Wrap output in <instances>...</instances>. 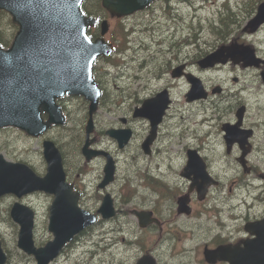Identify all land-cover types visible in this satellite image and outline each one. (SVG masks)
<instances>
[{
	"label": "rangeland",
	"instance_id": "rangeland-1",
	"mask_svg": "<svg viewBox=\"0 0 264 264\" xmlns=\"http://www.w3.org/2000/svg\"><path fill=\"white\" fill-rule=\"evenodd\" d=\"M257 1L254 0V7L258 3ZM225 2H232L230 7L236 11V20H240V22L247 20L253 14L254 9H249L250 7H248V10H246L244 4L239 0H202L201 2L195 0L191 3L178 2L176 5L171 6H168L165 0H161L155 4L154 8L129 16L124 23L118 20L110 21L108 38L110 40L117 39L116 43L121 48L118 49L115 43L116 51L111 55L112 61L97 62L95 66V70L102 71L103 77L107 80V98L105 102L100 103L99 109L95 113L97 132L101 128L103 131L106 126L114 124L117 116L124 114L132 106L135 97L142 99L150 96L155 90L169 82L170 76L167 67L169 66V62L172 64L177 60V51L174 48L175 44L168 46L167 37L170 32L175 30L176 26L179 28L184 20L187 22L194 20L195 23H198L199 27L203 28L201 38L196 39V44L198 45L196 53L201 55L211 50L219 39L218 34L215 35L213 30L211 31L208 22L217 19L219 12H222ZM230 20L235 19H225L221 25L224 23L229 25ZM16 29L17 27L11 22L10 16L6 12L1 13L0 31L4 46H7L11 42ZM139 29L143 30L139 31ZM197 30L199 31L200 29L197 27ZM219 33H221L220 28ZM263 38L261 37V39ZM137 46L142 48L140 55L135 51ZM167 47L173 48V51L169 52ZM121 49L123 50L119 54L120 51L118 50ZM185 60L189 61L190 59L186 57ZM105 63H108L109 66L107 67ZM137 63H140L141 67H137ZM197 70L206 86H210L213 81L214 84L216 81L230 83L229 72L227 70L216 71L212 69L204 71L199 68ZM135 73L138 75L135 76ZM143 73L144 81L141 77ZM159 75L163 77L160 79L158 78ZM245 81L250 82V98H260L261 95L257 93L256 88L258 81L257 73L251 72L247 74ZM177 82V86L172 90L173 102L169 116H167L160 126L159 135L154 144V152L150 156L144 155L140 148L141 139L148 128V124L144 119L133 120L130 123V127L135 130V136L125 149H117L113 139L107 137L103 132H99L101 143L108 150L114 151L118 157V179L112 186V191L115 197L122 191L135 193L137 194V198L145 199L147 207L148 204L156 201L159 196L157 195L158 192L152 190V186L147 182L145 177L147 175L159 177V172L163 170L164 172L169 171L173 179H175V181H168L170 191H167L166 194L186 191L188 183L178 173L185 159L182 150L185 146L198 147L204 151V154L209 159L214 157V161H216L215 165L220 170L228 168L230 171L229 176H234L231 180H228L226 177L222 180V189L218 200H216L218 201V206L223 209L221 211L222 219L228 220L225 202H229L230 199L234 198H252L259 195L264 189V182H254L252 181L253 177L244 176L233 161L227 163L219 162V160H224L222 152L225 145L216 125L215 114L213 131V97L211 96L204 101L187 103L183 95L184 91H187V83L183 82V80H178ZM244 87L249 86L244 85ZM234 92H238L237 87L234 89ZM215 98L216 96H214V100ZM224 102L225 99H222L221 104ZM59 103L62 105L66 116H68L65 126L49 129L40 137L28 136L14 127L0 128V153L9 160L22 161L29 164L37 174L43 175L45 172V162L42 157L41 142L44 138H48L58 140L69 153V158L72 157L74 160L82 162L79 145L83 138L82 127L85 121L87 103L83 98L78 96L65 97L64 99H60ZM213 138L214 156L213 152L210 151L213 146ZM257 144L264 145V142L257 141ZM259 171L264 172V167H260ZM163 177L168 179L170 175L167 177L163 174ZM152 179L155 183H158L160 186L162 185L160 180L156 178ZM118 182H120V186H118ZM244 182H247L248 190L242 189L241 186ZM174 184H177L178 187L176 188ZM90 189H93V186ZM51 199L50 195L43 192H34L21 198L8 194L0 199V238L3 248L8 254L6 264H35L34 257L25 253L16 245L18 225L9 216V209L12 203L14 201L25 203L36 212L34 241L35 245L39 246L52 237L47 229L48 206ZM213 201L214 194H211L202 203V207ZM89 203H92V201H89ZM208 218V215H204L201 220L211 223V219ZM116 220L124 222L123 226L125 228L123 232L115 233L112 240L122 241L123 237L126 242L137 239L154 241L156 238V235L153 238L151 237L149 229H141L135 217L131 214L103 222V229H107L110 226L114 227ZM126 220L128 221L127 224L125 223ZM216 220L217 215L214 212V230L216 229ZM172 225L170 224L169 227ZM101 228L102 224L93 228L88 240H97L96 235L99 234ZM102 245L103 242H100V246ZM127 245L119 244L122 251L129 250L135 252L138 250L136 248H128ZM83 250L85 251L84 254L90 257L88 249L85 247L77 249V254H80ZM157 250L161 257V264H167L170 261L167 259L169 253L168 247H157ZM181 250V248L178 249L179 252ZM68 251L66 249V252ZM179 252L171 258L172 262L197 256V249H194V247L186 248L184 253ZM101 258H103L101 255H95L91 260V264H101ZM121 261L122 264H132L133 257L129 254H123ZM51 264H71V260L67 258L66 254H63Z\"/></svg>",
	"mask_w": 264,
	"mask_h": 264
},
{
	"label": "water",
	"instance_id": "water-1",
	"mask_svg": "<svg viewBox=\"0 0 264 264\" xmlns=\"http://www.w3.org/2000/svg\"><path fill=\"white\" fill-rule=\"evenodd\" d=\"M82 1L77 0L73 12L64 11L61 15L57 6L43 5L39 3V0H31V2L29 0H0V9H5L11 15L12 22L18 25L10 48L0 49V127L14 126L26 132L27 135L37 137L51 125H62L64 116L55 100L63 91H69L73 94H82L90 100L86 134L88 135L92 130L91 115L97 107L99 89L92 80L91 65L99 54H107L111 45L107 44L102 37L108 30L106 20H102L100 23V37L91 41L87 36L86 29L95 23V19L83 13ZM151 1L153 0H101V4L111 15L120 17L144 8ZM76 13L79 14L80 20L79 35L73 31ZM58 19L65 25L66 31L45 36L40 45L44 55L41 56L37 51L29 50L25 64L18 65L13 59V52L10 49L13 48L17 34L23 30V24L30 21L43 35V26L56 23ZM263 21L264 2L258 5L256 15L250 19L248 25L254 29ZM84 36L89 39L85 40ZM70 37H74L77 43L71 44ZM227 52V55L231 57L232 53H229L228 50ZM58 53L64 55L63 61L57 59ZM223 55L221 48L208 53L198 63L201 67L212 66L215 62L225 61L227 56ZM238 59H243V55H240ZM244 61L246 65L257 63L254 56L246 58ZM45 67L51 69V75L41 82L40 73ZM181 68L182 66L174 68L172 76L181 74ZM187 78L191 83L187 100L204 98L206 91L201 81L190 75H187ZM168 103L167 91L163 90L154 97L145 100L135 113L137 116L147 117L151 122L150 137L143 143L145 150L148 149V145L155 135V127L161 120ZM42 113L46 114V120H43ZM225 131L224 138L228 149L234 141L244 145L246 136L238 137L236 132L228 128H225ZM106 134L114 137L121 148L127 143L130 130L111 129L107 130ZM89 143L87 140L82 146V153L86 159L97 154L88 149ZM42 145L43 157L46 161L44 176L36 175L24 163L6 160L0 153V195L14 193L20 197L35 190H43L53 195L48 217V229L52 232L53 239L41 248H35L32 241L33 211L18 202H15L10 209L11 218L20 227L18 246L28 253L34 254L37 260L36 264H48L66 241L95 219L93 214L78 208L79 192L73 191L72 186L65 182L58 149L50 140H44ZM184 171L187 177L193 175L191 185H195L199 193H203L206 187L214 182L206 172L205 164L195 150L188 151V162ZM112 176V162L108 155L104 178L99 186L110 181ZM179 205V209H184L183 199H180ZM98 212L104 217L112 214L109 196L106 195L103 198ZM245 228L254 235V238L244 240L242 246H223L214 249V251H206L207 261L225 260L229 264H264V220L254 222ZM5 260L6 256L0 247V264H3Z\"/></svg>",
	"mask_w": 264,
	"mask_h": 264
},
{
	"label": "flooded vegetation",
	"instance_id": "flooded-vegetation-1",
	"mask_svg": "<svg viewBox=\"0 0 264 264\" xmlns=\"http://www.w3.org/2000/svg\"><path fill=\"white\" fill-rule=\"evenodd\" d=\"M86 10L92 15H95L96 21L95 25L89 29L90 35L92 36V39H95L99 35V23L102 19H106L109 22L111 20H118L121 23H124L127 21L126 19L129 17H115L110 15L109 12H107L104 9H98V12L93 11L94 5L91 3H86L85 6ZM135 14V13H134ZM154 21V20H153ZM219 21V20H217ZM245 21V20H244ZM244 21L240 22V20H230L229 25L226 27L225 31L227 33L224 35H219L218 39L220 40L217 42L216 46L222 44V45H234L235 52H239L244 46L248 45L251 48L254 49L255 53L261 57V63L259 66L253 67V66H244L242 62L234 63L229 58L225 63H216L214 65V70L222 71L227 70L229 72V78L230 83L226 82H220L216 81L210 85L207 86L210 91L211 95L213 97L212 100V126L214 131V114L216 115V125L220 131L221 139L223 140V133H222V127L225 125L232 126L233 129L236 131L242 132L243 134L249 136L250 141V147L248 148V153L246 156V167L245 169H242L235 161L236 167H239L240 172L244 176H251L252 181L256 182L257 178H261L262 180H259V182H264V172L259 171L260 167H264V145H258L257 141L264 142V38L261 39V37H264V23L261 24L255 31L250 32L249 28L245 29L243 28ZM242 23V24H241ZM195 23L194 20H189L187 22L184 20L180 27H175V30L170 32L167 37V40L169 42L168 46H171L172 44H175L176 51H177V60L174 63L169 62L168 72L170 69L177 65H182L183 68V74L189 73L191 75H195L200 77V73L197 70L199 68L197 66V56L200 57V54L196 53L197 44L196 39L199 37V33L201 30H197V27L199 26ZM134 27H136L134 25ZM110 31V30H109ZM108 31V33H109ZM108 33L106 34V38H108ZM224 33V32H222ZM172 37L170 38V36ZM109 41V38L108 40ZM117 41V39H114L113 42ZM213 46L212 48L216 47ZM168 48L169 52H172L173 48ZM186 57H188L190 60H185ZM141 67V64L139 65ZM197 67V68H196ZM200 69V68H199ZM142 72V71H141ZM257 73L258 75V81H257V93L260 94V98H250V82H246L245 78L246 75L249 73ZM179 76L178 78H172L169 74V82L166 83L163 87L155 90L153 92L154 95L157 93L160 89H166L169 93V98L171 101V104L166 111L165 115L163 116L162 122L169 116V111L173 102V95L172 90L174 87L177 86L178 80H183L185 83H187L186 78L184 75ZM142 80L144 77V73L141 74ZM162 75H159L158 78H162ZM144 81V80H143ZM98 85L100 86L102 91H105L104 85L107 84V80L103 77L102 74L98 75ZM243 85V86H241ZM244 85H247L249 87H244ZM145 86V85H144ZM188 86V83H187ZM241 86V87H240ZM215 87H218V90L214 89ZM238 88V92H234L235 88ZM246 90V92H244ZM213 91V93H212ZM185 93L184 91V99H185ZM228 95L231 96L229 99ZM214 96H216L214 100ZM225 99V102L221 104V100ZM134 105L140 104V99L138 97H135L134 99ZM229 100V101H228ZM193 102V101H192ZM133 109V108H132ZM132 109H129V112L132 113ZM124 119V121L122 120ZM119 120L115 123V127L120 126H128L130 127V123L133 120L138 119H132L127 116V114H122L119 116ZM161 122V124H162ZM159 125L157 129V133H159V128L161 126ZM132 130L131 138L135 136V130L130 127ZM158 136V134H157ZM94 137V146L107 150V148L101 143V139H99L100 134L94 131L93 134ZM155 143V142H154ZM153 143V145H154ZM153 145L151 148V152L149 155L153 154ZM188 146H185L182 150L184 153V163L181 165V169L183 168L186 160V150L188 149ZM197 149L198 153L203 157L204 161L207 164V167H210L211 174L213 175V178L217 181V184L214 186L213 190L214 192H209L204 199H198L196 193L192 192L190 193V199H189V210L185 211V213L178 214L177 213V206L176 201L175 210L172 211V207L170 205H160L158 204L160 198L166 193H162L161 191L157 193L159 198L156 201H153L151 204H148L145 202V199H139V198H133L131 203H127L129 200V196L131 195L130 192H120L117 197H115L112 186L116 183L118 179V157L114 151L109 150V153L112 155V157L115 159V177L113 182L107 187L106 192H109L114 201V207L116 209V213L112 216L110 220L118 219L119 217H122V214H125L127 212L129 213H135L137 211H145L148 213L149 219L151 222L147 225L148 228L151 229L153 233V236L157 233V240L152 245L147 247V245H144L140 242V240H133L125 242V244H128V248H136L138 249L135 252L126 250L124 253L131 255L133 258L137 255V257L145 252H150L153 255L155 254V247L158 241L161 239L166 240L168 244V248H172L173 251L169 255V259L172 257L174 250L177 248L178 245L186 244V243H193V244H199V248H203L205 246H208L210 248H214V239L215 244L218 245L220 243H226V242H237L240 241L241 238L247 237V235L243 232L244 224L245 222L249 220H256L260 218H264V189L262 192H260L258 197V203L256 208H249L248 214L245 216H239L240 224L237 228L233 229L232 231L229 230V232L226 235H223L221 232L216 234L214 236V207L212 209V222L213 226L207 230L206 232H202L200 228H196V218L198 217L199 213L201 212L202 203L208 199L209 195L214 194V201L218 200L220 191L222 189V180L226 177L228 180L233 179V175L229 176L230 171L228 168L220 170L215 164L216 161H214V157H209L204 154V151L201 150L198 147H192ZM213 152L214 156V138H213V146L210 150ZM237 149L234 148L231 152L227 153L224 151L228 157L232 155L234 152H236ZM102 158V157H101ZM104 160V159H103ZM90 166H93L95 168L96 172H103V161L101 159H94L93 161L86 163V162H71L69 165L65 164L64 170L65 174L68 177V179L76 184L79 185V179L78 177H82L85 172L90 171ZM179 170V176L180 175ZM161 176H159V180L165 181V179L162 177L163 171L159 172ZM100 175V176H101ZM184 179L183 177H181ZM247 184V182H244ZM159 187H162L158 185ZM161 190V189H160ZM84 195L81 197L79 204L82 207H85V204L87 202L84 201ZM135 196L134 194H132ZM178 196V195H177ZM102 197V193H98L94 196V203H93V210H96V207L98 205L99 200ZM177 200V199H176ZM127 206H130L128 208ZM209 206V205H208ZM256 210L258 214H254V211ZM171 212H173L171 214ZM249 212H252L253 215H249ZM165 213L169 214V218H166ZM154 216L157 219V222L154 223L153 219ZM237 217H234V222H237ZM192 219V220H191ZM239 222V221H238ZM123 223L119 220H116L115 226L108 227L104 231L106 232V235L103 237V245L100 246V243L98 245L96 242L93 244L94 251H91L90 246L88 247V253L90 257L85 255V251L83 250L80 254H77V248L85 242V236L80 234L76 237L73 246L71 248H68V252H66V248L63 249L60 253L62 256L63 254H66L67 258L71 260V264H91V260L94 258L95 255L103 257L101 258V264H114V261L116 259V254L120 253L117 252L118 249H121L119 244H122V241H116L112 240L115 233H117L119 230H122ZM175 224L176 228H168L167 225ZM218 226L220 228L224 227V223L222 219L219 218V221L217 222ZM104 226V225H103ZM103 229V228H102ZM164 233V234H163ZM86 243V242H85ZM81 248V247H80ZM76 249V250H75ZM79 249V248H78ZM91 253H93V256H91ZM60 256V257H61ZM158 262H160V258H158ZM172 264V263H169ZM177 264H204L202 259L198 260H187L184 262H180Z\"/></svg>",
	"mask_w": 264,
	"mask_h": 264
},
{
	"label": "snow or ice",
	"instance_id": "snow-or-ice-1",
	"mask_svg": "<svg viewBox=\"0 0 264 264\" xmlns=\"http://www.w3.org/2000/svg\"><path fill=\"white\" fill-rule=\"evenodd\" d=\"M29 2H31V0H29ZM76 2L77 0H39V3L43 5L52 4L57 6L60 10L61 15H63L64 11L70 13L73 12V10L75 9ZM41 14L44 15V13ZM74 20L75 28L73 29V31H75L76 35H79L80 20L78 13L75 14ZM64 31H66L65 25L60 22L59 19L56 23L45 24L43 26V35H41L37 31L36 27H34L30 21L25 22L23 24V30L17 34V39L16 41H14L13 48L10 49V51L13 52V59L17 62L18 65H24L29 50L37 51L41 56H43L44 53L40 49V45L43 42L44 37L51 33H62ZM69 39L71 44L74 45L77 43L74 37H70ZM84 39L88 40L89 38L87 36H84ZM0 49H3L2 44H0ZM57 59L63 61L64 55L62 53H58ZM50 75L51 69L45 67L43 72L40 73L41 82H44L46 79H48Z\"/></svg>",
	"mask_w": 264,
	"mask_h": 264
},
{
	"label": "trees",
	"instance_id": "trees-1",
	"mask_svg": "<svg viewBox=\"0 0 264 264\" xmlns=\"http://www.w3.org/2000/svg\"><path fill=\"white\" fill-rule=\"evenodd\" d=\"M90 2H92L93 4H94V10L96 11V7H100V5H99V0H89ZM83 9H84V12L86 13V14H91V13H88L87 11H86V8H85V5H83ZM221 20H225V18H223V19H221ZM227 24H223L222 26H226Z\"/></svg>",
	"mask_w": 264,
	"mask_h": 264
},
{
	"label": "bare ground",
	"instance_id": "bare-ground-1",
	"mask_svg": "<svg viewBox=\"0 0 264 264\" xmlns=\"http://www.w3.org/2000/svg\"><path fill=\"white\" fill-rule=\"evenodd\" d=\"M163 174L167 177H169L168 173L167 172H163Z\"/></svg>",
	"mask_w": 264,
	"mask_h": 264
}]
</instances>
